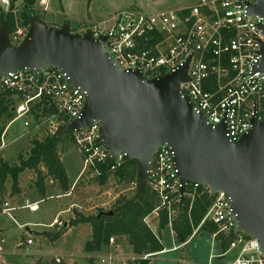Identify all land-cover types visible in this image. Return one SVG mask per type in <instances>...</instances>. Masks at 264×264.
I'll use <instances>...</instances> for the list:
<instances>
[{
	"label": "built area",
	"instance_id": "obj_1",
	"mask_svg": "<svg viewBox=\"0 0 264 264\" xmlns=\"http://www.w3.org/2000/svg\"><path fill=\"white\" fill-rule=\"evenodd\" d=\"M257 1L194 0L193 4L176 10L151 14L128 9L89 30L95 38L106 37L103 54L120 70L139 71L145 80L175 73L189 58L188 80L179 85L181 95L188 98L194 111L211 127L224 124L226 137L236 142L251 129L252 121L260 122L264 117V72L259 70L264 54L261 30L264 20L249 13V8ZM26 32L25 28L18 27L14 39L21 41ZM6 90L20 98L15 108L17 117L28 116L39 103L46 102L48 107H53L55 114L48 118L52 124L50 133L58 125L79 118L86 98L84 90L71 88L65 74L55 68L43 69L39 76L28 70L8 74L0 78V91ZM24 126H28L26 121ZM98 128V123H94L88 129L71 134V142L81 156V180L88 181L87 175L97 177L98 166L108 163ZM4 134L0 149L4 146ZM120 159L121 156L111 165L112 171L120 165ZM174 160L175 152L170 147H160L149 165L145 185L157 199V210L164 209L169 220L181 202V184ZM198 190L210 196L208 186L188 182L183 199H193ZM209 200L200 226L208 222L216 227L211 236L227 241L226 253H235L231 264H262L257 242L244 233L235 232L230 198L218 192ZM21 207L30 212L38 210L37 203ZM14 210L3 202L0 214L10 217ZM152 219L144 222L154 230ZM26 244L31 245L32 241L28 239ZM150 258L151 255L141 257L142 260ZM55 261L59 263L58 259Z\"/></svg>",
	"mask_w": 264,
	"mask_h": 264
},
{
	"label": "water",
	"instance_id": "obj_2",
	"mask_svg": "<svg viewBox=\"0 0 264 264\" xmlns=\"http://www.w3.org/2000/svg\"><path fill=\"white\" fill-rule=\"evenodd\" d=\"M249 13L264 20V0ZM261 30L264 36V22ZM105 41L90 30L72 32L67 24L53 27L31 17L25 37L13 45L7 22L1 19L0 78L24 70L39 76L43 69L55 68L65 74L71 88L84 90L79 118L58 125L52 138L98 123L108 164L119 156L121 163H136L130 201L144 192L154 154L160 147H170L181 184L180 201L188 182L208 186L209 199L224 192L231 200L235 232L257 242L264 264V117L252 121L251 129L231 142L224 124L211 127L181 95L179 85L188 80L189 58L175 73L145 80L139 71L120 70L103 54ZM259 70L264 72V54ZM151 222L157 229V218Z\"/></svg>",
	"mask_w": 264,
	"mask_h": 264
},
{
	"label": "rangeland",
	"instance_id": "obj_3",
	"mask_svg": "<svg viewBox=\"0 0 264 264\" xmlns=\"http://www.w3.org/2000/svg\"><path fill=\"white\" fill-rule=\"evenodd\" d=\"M193 3L194 0H38L35 13L41 22L49 26L62 23V25L67 24L72 32H84L94 26H102L103 22L107 23L118 12L128 9L151 14L176 10ZM0 6L7 11L8 2L6 4L4 0H0ZM18 27L23 28L19 25V21L15 23V31L10 34L13 45H18L22 41L14 39ZM13 101L14 104L18 102L16 98ZM34 111L33 107L28 116L17 117L10 123L3 138L4 146L0 149V158L16 163L20 154L27 155L30 139L41 140L50 133L52 124L44 117L35 119ZM24 121L28 123V127L24 126ZM62 146L69 147L62 158L69 178V190L67 193H62L56 183L48 180L45 195L42 196L37 193L34 186L35 174L32 171L26 170L19 176V184L28 192L27 196L30 199H36L39 211L34 213L22 209L24 200H18V203L16 200L13 202L21 207L19 211L12 213L11 217L0 215V264H87L84 247L91 238V228L88 224L73 226L55 240L46 238L37 231L52 233L69 222L74 217L72 213L75 210L85 216L95 215L99 210L107 212L118 196L134 195L135 186L120 185L113 179L100 186L93 182L94 178L87 175L88 181L85 183L82 180L74 183L77 175L82 171L81 156L72 142L66 141ZM5 185L4 190L9 192L10 180ZM68 193L70 195L65 196ZM54 218L55 224L48 227ZM25 223H30L29 227H21ZM26 228H29V231ZM160 232L162 244L167 251L155 258L152 257L148 264H231L234 260L233 251L227 253L226 250L222 251L219 248L220 242L216 239L219 247L212 246L211 235L206 233H195L196 236L179 248H175L177 243L174 242L169 229L165 228ZM28 239L32 241L31 245L26 244ZM121 239L114 237L113 244H117ZM111 252H113L111 256L113 262L116 264H131L126 260L132 255L127 241L120 242L118 248ZM99 256L108 257L106 252L99 253ZM56 259L59 263H56ZM109 263L107 260L105 264Z\"/></svg>",
	"mask_w": 264,
	"mask_h": 264
},
{
	"label": "trees",
	"instance_id": "obj_4",
	"mask_svg": "<svg viewBox=\"0 0 264 264\" xmlns=\"http://www.w3.org/2000/svg\"><path fill=\"white\" fill-rule=\"evenodd\" d=\"M7 11L0 6V20L7 22L9 34L15 31V23L28 30L31 17L41 21L35 13L38 0H7ZM18 13H17V12ZM44 23V22H43ZM18 101L14 104L13 99ZM20 98L12 91H0V141L7 126L16 119L15 108ZM33 108V107H32ZM33 116L35 119L46 118L55 114L53 107H48L46 102L34 105ZM63 121H65L63 119ZM71 134L52 138V133L45 135L41 140L31 139L27 155L20 154L16 163H10L0 159V210L4 199V186L10 180V193L16 194L19 191V176L26 170L35 174L34 186L38 193L45 195L46 184L49 181L56 183L62 193L69 190V181L61 162L60 155L69 150V147L62 146L66 141L71 142ZM99 175L93 182L104 186L110 179L120 185L135 184L136 163L128 161L111 170L107 162L98 166ZM83 180V179H82ZM132 196H118L113 206L107 211L99 210L95 215L85 216L83 213L73 211V218L69 222L57 228L54 232L44 231L40 233L44 237L55 240L67 229L79 225L88 224L91 228V238L86 242L84 250L88 254H97L109 244V240L125 238L132 253L138 256L151 255L156 257L164 251V246L159 238L160 231L170 225L175 235V242L178 245L186 241L196 231L213 235L216 227L208 222L201 226L207 208L210 205L209 197L198 190L193 199L185 197L178 205L177 210L170 220L164 209H158L156 197L145 187L135 201H130ZM111 212V215L108 213ZM157 218L158 228L153 231L144 222L147 219ZM220 242L222 251L227 250L228 244L225 239L216 237ZM137 264H148L149 259L136 261ZM87 264H93V258L87 260ZM136 264V263H135Z\"/></svg>",
	"mask_w": 264,
	"mask_h": 264
},
{
	"label": "crops",
	"instance_id": "obj_5",
	"mask_svg": "<svg viewBox=\"0 0 264 264\" xmlns=\"http://www.w3.org/2000/svg\"><path fill=\"white\" fill-rule=\"evenodd\" d=\"M60 25H62V23L60 24ZM60 25H51L50 24V26H53V27H59ZM79 33H82V32H79ZM24 124V123H23ZM10 125V124H9ZM8 125V126H9ZM8 126H7V128H8ZM28 127V126H27ZM7 128L5 129V131H4V133L6 134L7 133ZM4 134V135H5ZM31 140V139H30ZM30 142V141H29ZM63 155L64 154H61L60 155V159H61V162H62V164H63V161H62V158H63ZM0 159H2V158H0ZM2 160H4V159H2ZM4 161H6V160H4ZM63 166H64V164H63ZM64 169H65V166H64ZM65 171H66V169H65ZM67 174V173H66ZM81 173L79 172V174L77 175V177H76V180L74 181V183L76 182V181H78V180H81V177H83V176H81L80 175ZM68 177V176H67ZM68 181H69V178H68ZM84 183L86 182V179L85 178H83V180H82ZM18 183H19V181H18ZM6 184V183H5ZM4 187H6V185L4 186ZM18 187H19V191L16 193V194H11L10 193V190H9V192L7 191V190H4V199H3V202H7L8 204H9V206H11V207H14V211H12L11 213H10V215L12 214V213H14V212H16V211H19L20 210V207L18 206V204H16V203H18V200H24V204H22V206L23 205H25L26 203H37L38 204V202L36 201V199L35 198H32V199H30L28 196H27V194H28V192H26L25 190H23L22 189V187H21V185L19 184L18 185ZM72 187H73V185H72ZM38 193V192H37ZM70 195V193H68V194H66L65 196H69ZM58 197V196H57ZM35 199V200H34ZM17 200V201H16ZM13 201H16V203L15 202H13ZM37 211H39V205H38V210ZM36 211V212H37ZM35 213V212H34ZM1 215V214H0ZM11 217V216H10ZM55 224V218L53 219V222L50 224V225H48V227L49 226H53ZM29 225H30V223H25V224H23V225H21V227L22 226H27V227H29ZM34 225H40V224H34ZM165 228H168L169 229V232H170V234L172 235V237H173V240H174V242H175V235H174V233L172 232V230H171V227H170V225H167ZM164 228V229H165ZM26 230L27 231H29V228H26ZM153 231H156V229H154ZM42 231H37V233L38 234H40ZM194 236H196V234L194 233L187 241H189L192 237H194ZM159 238H160V240H161V242H162V236H161V232H160V236H159ZM211 238V245L213 246V245H217L218 247H219V242H216V240L211 236L210 237ZM124 240L125 241H127L125 238H122L117 244H113V243H110V244H108L107 246H105V247H103L102 249H101V251L99 252V253H101V252H106L107 253V255H108V257H103V256H99V253H97V254H88L87 253V260L89 259V258H93V264H102L101 263V261L102 260H104L105 261V263H106V261L108 260L110 263L109 264H116L115 262H113V257H111V256H113L112 255V253L113 252H111V251H113L114 249H116V248H118V244L121 242H124ZM186 241V242H187ZM176 243V242H175ZM20 244H22V243H20ZM182 245H184V244H181V245H178L177 244V246L175 247V248H179L180 246H182ZM217 247V248H218ZM174 248V249H175ZM220 248V247H219ZM173 250V249H172ZM164 251H167V249H165L164 248ZM163 251V252H164ZM131 253H132V250H131ZM162 253V252H161ZM160 253V254H161ZM158 256V255H157ZM156 256V257H157ZM155 258V257H154ZM141 259V257L140 256H138V255H134L133 253H132V255H131V257L129 258V259H126L127 260V262H130L131 264H133V262H136V261H138V260H140ZM150 260H152L151 258L149 259V261Z\"/></svg>",
	"mask_w": 264,
	"mask_h": 264
}]
</instances>
